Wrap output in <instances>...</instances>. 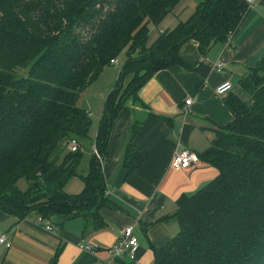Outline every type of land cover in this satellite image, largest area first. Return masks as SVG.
<instances>
[{"label":"trees","instance_id":"trees-1","mask_svg":"<svg viewBox=\"0 0 264 264\" xmlns=\"http://www.w3.org/2000/svg\"><path fill=\"white\" fill-rule=\"evenodd\" d=\"M181 0H0V210L18 217L35 212L62 225L82 217L86 230L102 228L108 198L102 164L94 152L78 194L63 190L80 176L91 118L77 102L122 51L127 58L108 93L95 137L105 158L114 121L127 101L142 105L139 91L158 71L188 67L179 51L191 39L202 52L226 41L247 11L244 0H195L194 12L148 45ZM250 104L233 95L232 120L216 130L199 157L215 178L177 200L176 235L154 248L153 264H264V57L239 79ZM135 121L131 134L140 126ZM146 158L126 151L133 171ZM25 179L27 188L19 187ZM51 264H56L53 259ZM134 264V263H131Z\"/></svg>","mask_w":264,"mask_h":264},{"label":"crops","instance_id":"crops-1","mask_svg":"<svg viewBox=\"0 0 264 264\" xmlns=\"http://www.w3.org/2000/svg\"><path fill=\"white\" fill-rule=\"evenodd\" d=\"M179 55L188 67L174 65L158 71L139 91L143 104L127 101L114 121L102 162L106 194L115 203L114 208L100 210L105 225L85 231V220L77 217L62 225L51 221L58 229L53 232L45 228L46 220L37 222L36 213L18 217L0 210V235L11 241L9 249L0 246V264H51L53 259L56 264H153L154 248L164 246L179 230L174 219L179 197L194 193L218 174L200 157L189 168L176 169L175 152L206 150L216 130L233 118L226 105L233 95L246 104L252 101L239 79L264 57V0L247 3L240 24L226 41L202 52L198 41L191 39ZM217 62L223 63L221 70ZM224 81H230L233 89L217 95L215 88ZM188 98L190 105H186ZM135 121L141 123L132 135ZM130 147L146 154L133 171L124 165ZM128 225H134L139 241L134 259L123 255L111 260L107 250ZM80 243L93 245L95 253L82 250Z\"/></svg>","mask_w":264,"mask_h":264},{"label":"rangeland","instance_id":"rangeland-1","mask_svg":"<svg viewBox=\"0 0 264 264\" xmlns=\"http://www.w3.org/2000/svg\"><path fill=\"white\" fill-rule=\"evenodd\" d=\"M196 7L195 0H181L178 5L170 12L159 25L151 24L149 26V40L148 44H152L160 34V31L172 30L180 21L187 20L194 12ZM161 31V32H162ZM127 58L126 51H122L116 56L118 66L111 64L106 65L98 78H96L90 85L80 92L79 105L89 111L91 118V126L89 129V139L84 142L85 151L82 153L83 157L80 162L79 176H73L65 183L63 190L68 194H78L84 188V183L81 180V175H85L88 171V161L93 152V145L95 142L96 132L98 130L99 121L103 112L105 99L108 93L113 89L119 77L120 69L123 67ZM241 86V85H240ZM243 89V88H242ZM244 90V89H243ZM245 91V90H244ZM238 97V96H237ZM81 178V179H80ZM20 188H27L28 183L25 179L18 182ZM35 213V212H32ZM38 216V215H37Z\"/></svg>","mask_w":264,"mask_h":264},{"label":"built area","instance_id":"built-area-1","mask_svg":"<svg viewBox=\"0 0 264 264\" xmlns=\"http://www.w3.org/2000/svg\"><path fill=\"white\" fill-rule=\"evenodd\" d=\"M246 2L251 5L253 4V0H246ZM111 65L118 66V61L116 59L111 60ZM216 67L218 70L223 68L222 62H217ZM233 89V84L230 81L221 82L215 88V93L217 95H226ZM191 98L186 100V105L191 104ZM68 149L72 152L77 151H85L84 147L79 143V141L75 138H72L68 142ZM93 152L96 154L97 158L99 159L100 163L102 164L103 158L99 155L96 147L94 146ZM199 158V155L187 148H183L177 152H175L172 165L176 169H186L192 166ZM49 222L45 225V228L49 231L57 232L58 229L54 227L51 221L44 219L42 216H38V223ZM0 246H4L5 248L9 249L11 247V241L9 240L6 234L0 235ZM79 247L82 250L95 253L94 246L91 244H79ZM139 241L137 236L134 234V225L126 226L117 241L108 248V254L111 260H117L120 256L127 255L130 258L134 259L135 253L138 250Z\"/></svg>","mask_w":264,"mask_h":264}]
</instances>
